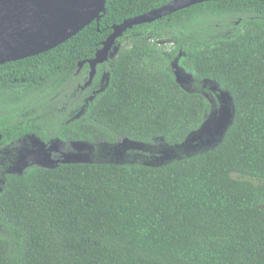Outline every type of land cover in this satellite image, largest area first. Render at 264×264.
<instances>
[{
	"label": "trees",
	"instance_id": "16d2710c",
	"mask_svg": "<svg viewBox=\"0 0 264 264\" xmlns=\"http://www.w3.org/2000/svg\"><path fill=\"white\" fill-rule=\"evenodd\" d=\"M172 1L106 0L62 44L0 65V145L35 136L41 152L62 142L105 156L125 140L171 153L201 130L211 85L233 105L223 136L153 165L101 157L5 172L0 264H264V1H208L133 26L85 87L114 26Z\"/></svg>",
	"mask_w": 264,
	"mask_h": 264
},
{
	"label": "water",
	"instance_id": "95a60500",
	"mask_svg": "<svg viewBox=\"0 0 264 264\" xmlns=\"http://www.w3.org/2000/svg\"><path fill=\"white\" fill-rule=\"evenodd\" d=\"M208 1L218 0H174L114 26L94 59L87 62L90 72L85 87L91 83L96 66L108 60L115 40L126 30ZM105 4L106 0H0V65L39 55L62 44L91 22H97Z\"/></svg>",
	"mask_w": 264,
	"mask_h": 264
},
{
	"label": "rangeland",
	"instance_id": "374dc122",
	"mask_svg": "<svg viewBox=\"0 0 264 264\" xmlns=\"http://www.w3.org/2000/svg\"><path fill=\"white\" fill-rule=\"evenodd\" d=\"M176 41L159 42V44H174ZM119 45H114L109 53L110 60L117 52ZM177 79L187 89L191 87L192 79L182 70H178ZM210 111L205 116L201 130L193 134L181 149H172L171 153L152 154L143 150V146L130 141L120 140L122 146L115 154L99 155L93 150L77 143L50 142L41 152V142L35 136H28L15 141L8 146H0V176L5 172L20 173L27 165L53 166L62 161L91 162L101 157H110L113 160L128 159L130 161L140 160L146 164L153 165L163 163L171 157L188 155L198 150H204L215 145L223 136L230 125L233 117V105L231 97L227 92L216 90L211 85ZM1 180V179H0Z\"/></svg>",
	"mask_w": 264,
	"mask_h": 264
},
{
	"label": "flooded vegetation",
	"instance_id": "af4514ba",
	"mask_svg": "<svg viewBox=\"0 0 264 264\" xmlns=\"http://www.w3.org/2000/svg\"><path fill=\"white\" fill-rule=\"evenodd\" d=\"M11 144V143H10ZM9 145V144H8ZM8 145H0V146H8ZM2 183V180H0V184Z\"/></svg>",
	"mask_w": 264,
	"mask_h": 264
}]
</instances>
